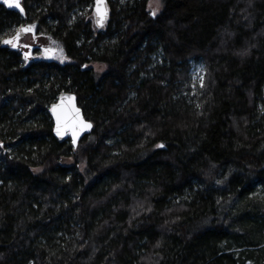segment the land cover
<instances>
[{
    "label": "trees",
    "instance_id": "16d2710c",
    "mask_svg": "<svg viewBox=\"0 0 264 264\" xmlns=\"http://www.w3.org/2000/svg\"><path fill=\"white\" fill-rule=\"evenodd\" d=\"M21 2L0 5V264H264V0H107L99 28L93 0ZM26 22L54 61L1 46ZM61 92L93 124L76 147Z\"/></svg>",
    "mask_w": 264,
    "mask_h": 264
},
{
    "label": "water",
    "instance_id": "95a60500",
    "mask_svg": "<svg viewBox=\"0 0 264 264\" xmlns=\"http://www.w3.org/2000/svg\"><path fill=\"white\" fill-rule=\"evenodd\" d=\"M14 2L19 3L20 8H17V7H9V5L4 2V0H0V5L3 6L4 8H6L7 10L16 11L21 16L24 17V8L22 6L21 0H14ZM104 5L106 6V10H107V12H106V18L102 22H100L99 21V17L97 16V13H96V0H93V22H94L95 27H97V28L102 27L103 25H105L107 23V21H108L109 15H110L107 0H104ZM21 9H23V11H21ZM31 26H34L33 29H32V31H30V32H21L20 37H22L25 33H31L33 36H35L36 33H37V23L24 24V25H22L19 28V30L21 28H29ZM7 39H11V38H6L4 40H7ZM4 40L1 41V46H3L5 44V43H3ZM12 48H14V47H12ZM14 49H17V47H15ZM48 50L50 52H54V49L53 48H49ZM30 51H31V49H30ZM62 96L65 98L64 101H63V104L65 106H70V104H71V105H74L76 108H78L80 110V116L83 119V121L86 124H90L91 127L80 128L78 125L75 126V127H73L72 125H68V126H63L62 125L61 126V129H60V134L59 135L57 134L56 116L52 112V107H53V105H61V103H62L61 97ZM68 98H72L71 99V102H69V99ZM59 110L60 109H58V111ZM48 114L50 115V117L52 119V122H53L52 134H53L54 138L57 141H59V142H63L66 139H70L73 147H76L78 145V143L80 142V140L83 137L89 135L91 133V131H92V128H93L92 122L85 119V117L83 115V111L80 108V106L78 105L77 97L72 92H61L59 94L57 100L55 102H53V103L50 104V106L48 108ZM74 131L77 133L76 136H75V142H74V137H73V132Z\"/></svg>",
    "mask_w": 264,
    "mask_h": 264
},
{
    "label": "snow or ice",
    "instance_id": "6c2138e0",
    "mask_svg": "<svg viewBox=\"0 0 264 264\" xmlns=\"http://www.w3.org/2000/svg\"><path fill=\"white\" fill-rule=\"evenodd\" d=\"M5 3H7L9 5V7H17L20 8L19 3L14 2V0H4ZM21 11H23V9H21ZM106 6L104 5V0H96V13L97 16L99 17V21L102 22L105 18H106ZM153 15H155V13H153ZM34 26H31L29 28H21L16 35L11 38V39H7L4 40L3 43L5 44H9L12 47H17L18 46V41L20 39V34L21 32H30L32 31ZM46 52L49 50H45ZM28 56L27 54H25V59H27ZM64 97H61V105H53L52 107V112L53 114L56 116V122H57V134H60V129L61 126H68V125H72L73 127L75 126H79L80 128H87V127H91L90 124H86L83 119L80 116V110L78 108H76L74 105L70 106H65L63 104L64 101ZM69 102H71L72 98H68ZM58 109H60L58 111ZM76 132H73V137H74V142H75V136H76Z\"/></svg>",
    "mask_w": 264,
    "mask_h": 264
},
{
    "label": "flooded vegetation",
    "instance_id": "af4514ba",
    "mask_svg": "<svg viewBox=\"0 0 264 264\" xmlns=\"http://www.w3.org/2000/svg\"><path fill=\"white\" fill-rule=\"evenodd\" d=\"M21 17L23 18V16ZM24 17H25V11H24ZM29 23H34V22H26L24 24H29ZM20 27H18V30ZM39 38L40 36L37 33L35 36H33L31 33H26L22 37H20L18 41L17 49L12 48L14 51H17L22 56V59L25 63L24 65L27 66L29 63H31V61L33 62V60L37 57L39 58L38 60H43V61H46L47 63H50L56 59L55 57L57 54L62 52V50L58 47H50V46L41 45V43L39 42ZM49 48H53L54 52L51 53L49 51L47 52L45 51V50H48ZM25 54H27L28 56L27 59H25Z\"/></svg>",
    "mask_w": 264,
    "mask_h": 264
},
{
    "label": "rangeland",
    "instance_id": "374dc122",
    "mask_svg": "<svg viewBox=\"0 0 264 264\" xmlns=\"http://www.w3.org/2000/svg\"><path fill=\"white\" fill-rule=\"evenodd\" d=\"M162 3H163V0H149L148 5H147V9L149 13L152 15L153 13H155V15H157L162 9ZM91 15L93 19V6H92ZM57 47L60 48L59 45ZM88 67H91L96 71L101 70V67L97 64H90L88 65ZM190 74H191L192 80L196 82L197 84H200L202 77H203V65L197 61L191 62Z\"/></svg>",
    "mask_w": 264,
    "mask_h": 264
},
{
    "label": "bare ground",
    "instance_id": "6f19581e",
    "mask_svg": "<svg viewBox=\"0 0 264 264\" xmlns=\"http://www.w3.org/2000/svg\"><path fill=\"white\" fill-rule=\"evenodd\" d=\"M26 34V33H25ZM50 52V51H49Z\"/></svg>",
    "mask_w": 264,
    "mask_h": 264
}]
</instances>
